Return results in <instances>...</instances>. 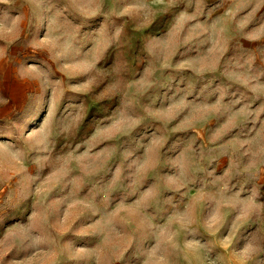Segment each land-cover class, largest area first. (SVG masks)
<instances>
[{
    "label": "rangeland",
    "instance_id": "rangeland-1",
    "mask_svg": "<svg viewBox=\"0 0 264 264\" xmlns=\"http://www.w3.org/2000/svg\"><path fill=\"white\" fill-rule=\"evenodd\" d=\"M0 264H264V0H0Z\"/></svg>",
    "mask_w": 264,
    "mask_h": 264
}]
</instances>
